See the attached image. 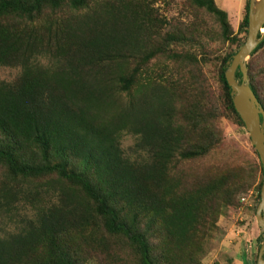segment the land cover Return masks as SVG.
<instances>
[{"label":"trees","instance_id":"trees-1","mask_svg":"<svg viewBox=\"0 0 264 264\" xmlns=\"http://www.w3.org/2000/svg\"><path fill=\"white\" fill-rule=\"evenodd\" d=\"M248 14L235 34L215 0H0V264H204L253 190L256 215L259 157L223 131L245 129L225 72ZM247 67L264 109V39Z\"/></svg>","mask_w":264,"mask_h":264},{"label":"rangeland","instance_id":"rangeland-1","mask_svg":"<svg viewBox=\"0 0 264 264\" xmlns=\"http://www.w3.org/2000/svg\"><path fill=\"white\" fill-rule=\"evenodd\" d=\"M217 6L226 12L230 24L238 33L239 26L244 16L246 0H215ZM161 9V8H160ZM163 15L167 13L162 10ZM264 34V33H263ZM249 61V60H248ZM19 74L18 70L0 69V80L10 82ZM214 91H217L216 81L212 82ZM224 140L227 145L228 155L241 164L246 157L253 153L250 138L245 129L239 128L230 122L223 123ZM135 139L131 136H124L122 149L130 158L137 154L132 151ZM228 148V149H227ZM245 152V154H244ZM231 163V162H229ZM247 203L230 212L229 217L220 220L219 227L222 232L218 239L211 244V252L204 260V264H241V259L253 264L251 257L258 246L257 238L261 234L256 222L254 212L256 191H252ZM250 193L249 195H252ZM12 230V228H8ZM1 234V231H0ZM251 256V257H250Z\"/></svg>","mask_w":264,"mask_h":264},{"label":"water","instance_id":"water-1","mask_svg":"<svg viewBox=\"0 0 264 264\" xmlns=\"http://www.w3.org/2000/svg\"><path fill=\"white\" fill-rule=\"evenodd\" d=\"M263 29L264 0L259 2L249 0L247 38L238 53L227 63L225 79L231 89L234 109L245 126L264 174V109L251 89L247 67L252 53L264 39ZM237 72L241 74V82L236 78ZM256 222L262 237L257 264H264V182L261 187L260 203L256 210Z\"/></svg>","mask_w":264,"mask_h":264},{"label":"built area","instance_id":"built-area-1","mask_svg":"<svg viewBox=\"0 0 264 264\" xmlns=\"http://www.w3.org/2000/svg\"><path fill=\"white\" fill-rule=\"evenodd\" d=\"M248 199H249V197L248 198H246V199H243L242 201H243V203H247L248 202Z\"/></svg>","mask_w":264,"mask_h":264},{"label":"bare ground","instance_id":"bare-ground-1","mask_svg":"<svg viewBox=\"0 0 264 264\" xmlns=\"http://www.w3.org/2000/svg\"><path fill=\"white\" fill-rule=\"evenodd\" d=\"M258 2L261 1V0H257ZM262 33H264V29L262 30Z\"/></svg>","mask_w":264,"mask_h":264}]
</instances>
